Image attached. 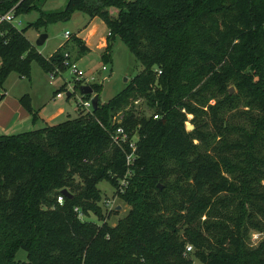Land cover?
Listing matches in <instances>:
<instances>
[{"label":"trees","instance_id":"trees-1","mask_svg":"<svg viewBox=\"0 0 264 264\" xmlns=\"http://www.w3.org/2000/svg\"><path fill=\"white\" fill-rule=\"evenodd\" d=\"M42 1L0 0V15L38 12L23 28L0 21L1 90L31 61L60 73L64 53L75 62L88 52L75 34L47 56L24 37L75 10L103 22V63L117 37L141 69L94 109L0 134V264H191L187 245L200 264H264V243L245 244L264 230V0H66L53 12ZM90 87L98 97L101 84ZM137 97L152 114L125 109ZM18 102L34 120L27 97ZM116 125L135 159L117 193L129 209L109 226L96 185L119 190L124 177L129 149L112 143ZM88 212L100 223L79 219ZM18 249L26 261H14Z\"/></svg>","mask_w":264,"mask_h":264},{"label":"rangeland","instance_id":"rangeland-1","mask_svg":"<svg viewBox=\"0 0 264 264\" xmlns=\"http://www.w3.org/2000/svg\"><path fill=\"white\" fill-rule=\"evenodd\" d=\"M65 2L66 0H45L41 2L39 8L44 12L58 11L63 8ZM8 11L13 15L12 8ZM37 13V10H32L26 14L13 16L12 24L17 28H23L27 23L37 18ZM87 20L88 18L85 14L75 10L67 20L46 23L37 26V28H27L24 32V37L35 47L39 54L47 56L65 41L63 37L64 31H67L69 35H76L79 31L82 34L84 28L87 27ZM99 20L96 17L93 21L98 27L93 42L97 40L99 35L101 36L103 34L105 36L107 34V30L103 33L104 27ZM40 34H45L46 38L41 45L36 46L35 40ZM66 42L68 45L71 44L69 38L66 39ZM100 51H102V48L84 56L78 62L75 61V66L77 71L84 76H88L89 74L107 76V79L102 82L98 93V102H104L118 92L141 69V66L134 60L124 44L115 37L112 41L110 60L108 63H105L106 69L100 72L99 67L103 63L99 58ZM76 82L80 83V81L75 80V75L70 72L69 68H65L59 74L50 76L49 73L43 72L34 61L29 62L27 77L19 76L13 71L8 72L2 83L4 97L0 98V134H15L39 128L44 126L45 123L55 124L76 116L78 110H80L77 106L79 100L85 99L79 93V90L73 87ZM60 86H63L62 90H59ZM230 87L232 93H234L235 90L231 85L226 87V90ZM55 90L61 94L60 98L54 96ZM66 92L71 93V96L66 97ZM23 96L27 97L30 108L36 113L34 120L31 119V116L25 112L18 102ZM130 108L138 114L145 116L152 114V108L146 104L145 99L142 97L132 99L125 107V109ZM59 109L61 111L58 112ZM3 116L6 117L3 118ZM7 116H10V118H7ZM49 117L50 119L47 120ZM186 118L189 119L190 115H186ZM190 126L191 124L188 121L184 122L185 130H190ZM225 177L228 176L225 175ZM157 186L159 189L162 188L159 183ZM96 187L100 192L101 198L98 204L101 208L103 218H105V222L109 226H113L118 219L126 214L129 205L119 198L117 193H122L120 188L118 190V187L114 188L104 180L99 181ZM79 219L96 224L100 223L97 217L91 212L79 214ZM263 243L264 230L261 232L249 230L245 240L246 246L254 248ZM189 247L190 249L187 251L192 259L191 264H200L196 258L191 256L193 248L192 246ZM13 259L16 262H24L26 261V254L23 250L18 249L14 252Z\"/></svg>","mask_w":264,"mask_h":264},{"label":"built area","instance_id":"built-area-1","mask_svg":"<svg viewBox=\"0 0 264 264\" xmlns=\"http://www.w3.org/2000/svg\"><path fill=\"white\" fill-rule=\"evenodd\" d=\"M13 17L10 11H7L4 14L0 15V21H7V22H12ZM69 33L67 31H64L63 33V37L65 38V40L68 38ZM63 56L66 58L64 59V66H66V68L70 69V72H72V74L75 75V80L76 81H80V85H89L90 84H102V82L107 79V76L98 74L93 75V74H89L88 76H84L82 74H80L75 66V62L70 61L69 59H67V57L69 56L68 53H64ZM106 69V65L105 63H101L100 67H99V71L102 72L103 70ZM54 72L56 74H59L56 72V70H54ZM54 72L49 73L50 76H54ZM157 74L160 73L159 70H157L156 72ZM93 94L91 93L89 95V97L87 99H83V100H79L77 106L80 108V110L82 111H89L91 109V105H90V98ZM56 98L61 97V94L59 92L55 93L54 95ZM120 114H116L115 116L112 117V121L115 123H119L120 122ZM153 119L157 118V115L153 114L152 115ZM112 143H114L117 146H120L123 143L127 144V147L129 149V152L125 154L124 156V164L126 167L125 170V174L124 177L122 179L119 180L118 184H119V188L122 191L125 188L126 185V177H129L131 174V166L133 165V161L135 159V154H134V143L131 141V139H129L127 133L123 130V128L119 125H116L115 128L112 131V134L110 136ZM56 202L58 204H61L62 202V195H58L56 196ZM190 247L187 245L185 247V250H189Z\"/></svg>","mask_w":264,"mask_h":264},{"label":"crops","instance_id":"crops-1","mask_svg":"<svg viewBox=\"0 0 264 264\" xmlns=\"http://www.w3.org/2000/svg\"><path fill=\"white\" fill-rule=\"evenodd\" d=\"M96 19V17H93L89 20H87V23H86V28H84V31L82 34L81 31H79L78 34H76V36H78L82 41L83 43L86 45V47L88 48V52H86L82 57H80L76 62H78L81 58H83L84 56L88 55V54H91L92 52L94 53V51L96 50H100L101 48L103 49V46L105 45V36H103V34L97 38V40L95 42H93V38L94 36H96V31L98 29L97 25L93 23V21ZM101 25L104 27V30H103V33L104 31L106 30L103 22L101 20H99ZM34 47V46H33ZM35 48V47H34ZM101 52V51H100ZM100 54V53H99ZM57 91V90H55ZM57 93V92H56ZM0 98L1 97H4V93H3V90H1V93H0ZM55 95V94H54ZM60 98V97H59ZM1 100V99H0ZM61 111V109L58 110V112ZM6 117V116H3V118ZM7 118H10V116H7ZM50 117L47 119L49 120ZM47 122V121H46ZM45 125H51V124H48V123H45Z\"/></svg>","mask_w":264,"mask_h":264},{"label":"water","instance_id":"water-1","mask_svg":"<svg viewBox=\"0 0 264 264\" xmlns=\"http://www.w3.org/2000/svg\"><path fill=\"white\" fill-rule=\"evenodd\" d=\"M46 38V35L45 34H40L36 40H35V45L36 46H39L43 43L44 39ZM79 93L82 94V95H90L92 93V89L89 85H80L79 86ZM227 93L228 94H231L232 93V89L231 87L227 90ZM68 92L65 93V96L67 97L68 96ZM97 95L96 94H93L90 98V105H91V108L94 109L96 107V104H97ZM192 129V126H190V130ZM67 190L66 189H61L60 190V194L62 195H67Z\"/></svg>","mask_w":264,"mask_h":264}]
</instances>
